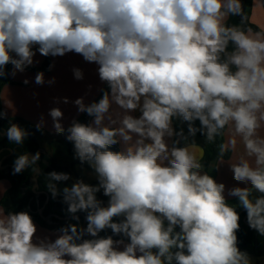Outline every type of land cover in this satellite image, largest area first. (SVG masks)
Returning <instances> with one entry per match:
<instances>
[{"label": "clouds", "instance_id": "9594fccd", "mask_svg": "<svg viewBox=\"0 0 264 264\" xmlns=\"http://www.w3.org/2000/svg\"><path fill=\"white\" fill-rule=\"evenodd\" d=\"M242 11V0H0V77L9 63L21 71L31 64L34 45L44 56L74 51L99 65L120 108L141 113L125 114L118 128L100 127L110 94L86 108L77 99L96 127L73 123L67 138L100 184L78 181L62 191L69 212L87 211V228L72 225L54 242L37 243L27 212L0 209V264H250L238 247L240 217L226 203L225 186L200 171L188 147L169 148L165 140L174 134L176 116L198 119L209 140L234 122L251 159L233 166V178L251 187L230 195L246 210L249 227L264 236V137L256 135L264 121V38L227 26L226 18ZM42 80L38 74L36 82ZM50 115L63 132L62 112ZM189 131L196 129L189 125ZM133 134L138 138L125 151L110 150L117 136L132 142ZM6 135L22 145L27 133L12 124ZM39 158V152L31 159L19 155L13 174ZM48 187L58 194L55 184ZM100 188L109 197L106 207L96 198ZM253 191L260 195L253 198ZM104 229L130 242L118 250L123 241L98 237ZM84 231L93 239H82Z\"/></svg>", "mask_w": 264, "mask_h": 264}, {"label": "crops", "instance_id": "0c3cea01", "mask_svg": "<svg viewBox=\"0 0 264 264\" xmlns=\"http://www.w3.org/2000/svg\"><path fill=\"white\" fill-rule=\"evenodd\" d=\"M251 21L264 31L263 0H253ZM247 34L254 38H264V33L248 32ZM257 34H259L258 37ZM38 48L39 45L33 46L32 50L35 52V55L32 57V63L25 64L22 71L12 65L9 74L11 82L4 84L1 89L2 111L9 118L22 119L41 129V134L44 136L62 138L66 133H69L68 129L73 123H77L86 112L80 110V105L76 104L77 99L82 101L85 108L90 106L100 97L107 82L100 79L98 71L99 65L95 62L87 61L81 54L73 51L67 52L62 56H54L52 54L44 56L39 53ZM13 58L18 57L13 54ZM47 61L48 64L46 66ZM77 71L81 73L80 78L76 77ZM41 73L43 74L42 83H37L36 77ZM52 109H59L63 114L58 120L64 129L63 132H57L55 129V121L50 115ZM125 114H130L138 118L141 113L139 109L126 113L124 109L120 108L111 99L110 94V108L105 113L100 127H120V121ZM94 119V116L90 115L81 124L96 127ZM260 124L261 127L257 129L256 135L258 137H264V121H260ZM172 127L174 129L173 136L165 137L169 148L173 146L176 136L173 121ZM117 137L120 143V151H125L129 143H134L138 138L133 134L132 142H125L122 137ZM224 138V148L230 150L231 155L228 161L221 159L218 161L217 175L214 180L218 184L225 186L223 195L228 204L238 200L237 197L230 195L232 189L237 187H251L250 185L237 182L233 178L234 174L231 171L235 164L243 160H250L251 158L247 155L242 135L235 131L234 122L228 123ZM185 147H188L196 155L198 162L202 159L204 150L201 145L189 144ZM10 186L9 180H0V200ZM258 194V192L253 191L252 197L255 198ZM0 209L3 210L1 205ZM3 214H5L4 210ZM33 222L37 229L34 237V241L37 243L41 241L46 243L54 242L56 238L63 234L60 231L43 227L36 221ZM114 241H123V243L115 245L118 250H123L130 242L124 239H116ZM77 243L79 242L77 241ZM261 264H264V260L261 261Z\"/></svg>", "mask_w": 264, "mask_h": 264}, {"label": "trees", "instance_id": "16d2710c", "mask_svg": "<svg viewBox=\"0 0 264 264\" xmlns=\"http://www.w3.org/2000/svg\"><path fill=\"white\" fill-rule=\"evenodd\" d=\"M264 1V0H263ZM252 4L253 0H242V13L240 15H229L226 24L230 27H237L239 30L255 33H264V31L251 21L252 14ZM235 48V45L229 43L228 53H231ZM14 54V53H13ZM12 54V55H13ZM227 54H222V58L226 59ZM48 61L46 62V66ZM12 64L9 63L5 69V75L0 77V113L2 111L1 105V89L4 84L10 83V70ZM233 70L234 67H233ZM105 92H110V87L106 84L100 97L94 102L98 103ZM90 115L85 112L82 118L77 123L84 122ZM173 123L175 127V145L177 147H185L189 144H199L203 147L204 154L199 163L202 165L200 171L206 173L213 178L217 175V163L223 157L228 159L231 155L230 150L225 149V132L228 124L223 129H218L217 133L214 134L211 140L207 137V129L203 128L198 119L192 121H185L182 116H176L173 118ZM15 124L23 129L27 135L24 138L22 145H16L15 142L9 141L7 139V129ZM189 125L196 129L195 133L192 134L189 131ZM41 129L35 127L34 125L19 119V118H9L6 115L0 118V162L2 159L4 161L0 163V180L7 179L10 181V188L5 192L0 200V205L2 206L4 213L12 214L17 212H27L33 219V221L38 222L43 227L54 231L62 232L63 229H69L70 226L76 225L78 229L82 230L85 217H87V211H77L76 213H71L68 211V203L64 200L63 188L70 187L72 184L76 183L70 178L66 181H53L50 179V173H65L69 176V172L66 168L62 167V164L55 159L51 158L44 152H42L41 144L37 139V135H41ZM68 135L66 133L62 139H66L67 148L70 155L76 153L75 145L73 141L68 140ZM117 139V143L111 146L110 150L120 151V143ZM33 153H40V158L35 165L28 166L23 169L20 173L13 174L14 162L19 155ZM38 164L40 165V171L37 174L38 186L34 190V180L33 168L37 169ZM5 169H1V166H6ZM52 183L55 184L58 191L56 196L52 195L51 190L48 185ZM100 179L97 182L90 183L91 186L99 187ZM103 188L96 193V198L101 202V206L106 207L108 205L109 197L105 196L103 193ZM260 193L258 194V196ZM49 197L48 203L46 201ZM45 205L42 214L39 210ZM229 206H234L239 213V231L236 233L238 237V244L244 248L249 254L262 257L264 260V236H261L255 229L249 227L247 219H245L246 210H244L240 205L239 201H233L228 203ZM80 213H83L81 215ZM50 214H55L61 217L72 216L75 214H80L77 217H72L70 219H60L56 216L51 217L46 220L44 216ZM121 219L114 218L115 222H119ZM88 223V222H87ZM165 226H167V221H165ZM87 228V226H86ZM175 232H179V227L174 229ZM63 233V232H62ZM111 236L113 240L124 239L129 241V239L123 234H114L111 229H104L98 233V237H108ZM82 239H93L88 238L83 234ZM78 242H82L79 240ZM155 251V250H153ZM175 251V249L173 250ZM175 264V261H173Z\"/></svg>", "mask_w": 264, "mask_h": 264}, {"label": "rangeland", "instance_id": "374dc122", "mask_svg": "<svg viewBox=\"0 0 264 264\" xmlns=\"http://www.w3.org/2000/svg\"><path fill=\"white\" fill-rule=\"evenodd\" d=\"M37 139L41 144L42 152L60 162L62 164V167L66 168L69 172V177L71 180L75 182L82 181L83 183L88 185L99 180V176L90 162H82L76 153L74 155L69 154L66 139L52 138L44 136L42 134H38ZM228 159H225L223 157L221 158V160L223 161H228ZM231 171L233 172V170ZM117 218L121 220L123 219V217ZM238 247L241 252H244L248 255L250 264H261V261L263 259L262 257L249 254L239 244Z\"/></svg>", "mask_w": 264, "mask_h": 264}, {"label": "water", "instance_id": "95a60500", "mask_svg": "<svg viewBox=\"0 0 264 264\" xmlns=\"http://www.w3.org/2000/svg\"><path fill=\"white\" fill-rule=\"evenodd\" d=\"M35 155H36V154L33 153V152L28 153L29 159H31V157H33V156H35ZM3 161H4V159H2L0 163L2 164ZM26 168H27V167H26ZM1 169H2V170L5 169V166H1ZM39 171H40V165L38 164V167H37L36 171H35L34 174H33V180H34V182H35V183H34V190H36V187L38 186V178H37V174H38ZM48 200H49V197H48V199H47V201H46V204L48 203ZM44 208H45V205L39 210L40 214H42ZM80 214L83 215V213H80ZM80 214H75V215L67 216V217H61V216H58V215H55V214H50V215H48V216H44V218H45L46 220H49L51 217L56 216V217H58V218H60V219H70V218H72V217H77V216L80 215ZM245 219H247V215L245 216ZM86 226H87V219H86V217H85V220H84V224H83L82 230H86ZM100 232H101V231H100ZM84 235H85L86 237H88V238H93V237H91L86 231H84Z\"/></svg>", "mask_w": 264, "mask_h": 264}, {"label": "flooded vegetation", "instance_id": "af4514ba", "mask_svg": "<svg viewBox=\"0 0 264 264\" xmlns=\"http://www.w3.org/2000/svg\"><path fill=\"white\" fill-rule=\"evenodd\" d=\"M8 165L5 166V168L7 167Z\"/></svg>", "mask_w": 264, "mask_h": 264}]
</instances>
